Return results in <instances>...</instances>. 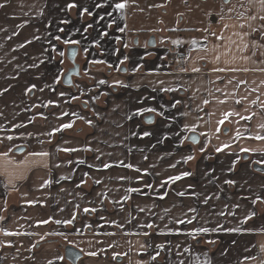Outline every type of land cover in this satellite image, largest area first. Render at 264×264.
Listing matches in <instances>:
<instances>
[{
  "label": "crops",
  "instance_id": "crops-1",
  "mask_svg": "<svg viewBox=\"0 0 264 264\" xmlns=\"http://www.w3.org/2000/svg\"><path fill=\"white\" fill-rule=\"evenodd\" d=\"M73 2L78 7L68 9ZM118 2L123 0H0L5 5L0 8V92L8 89L0 95V216L4 217L0 264H69L66 258L59 259L65 257L64 244L83 250L79 264H174L178 259L188 264L197 256V264H264V173L254 170L255 165L264 167V139L255 138L264 136V34L251 31L264 26V21L250 19L264 16V6L260 0H127L125 9L117 10ZM96 3L103 7L96 8ZM83 7L93 15L81 17ZM112 21V27H107ZM89 24L92 27L85 32ZM119 27L125 31H118ZM56 35L80 44L65 45L54 39ZM152 38L154 46L149 45ZM179 45L188 56L184 62L172 60ZM70 47L78 48L81 76L67 87L63 78L70 65ZM59 51L65 52L63 58ZM124 57L128 59L121 63ZM94 60L105 63H91ZM33 64L39 66L30 67ZM138 65L142 67L134 71ZM220 68L225 71H214ZM60 72V83H54ZM99 80L107 83L99 84ZM116 80L128 87L113 86ZM239 81L245 83L237 86ZM32 84L36 88L26 93ZM160 87L176 91L159 92ZM237 99L242 102L237 104ZM174 100L181 101L175 109L170 107ZM161 105L167 108L165 115L175 120L152 113L127 119L139 108ZM229 112L240 115L228 116L219 125ZM249 115L250 120L240 118ZM149 118L154 123H147ZM65 123L73 126L55 131ZM168 123L170 127L165 126ZM184 125L195 131L177 136ZM133 131L153 135L141 139ZM158 139L163 142L157 143ZM217 148L223 150L217 152ZM41 152L48 155H34ZM188 155L194 159L185 163ZM121 160L149 174L118 166ZM104 163L113 166L104 169ZM172 164L176 167H169ZM185 171L192 175L160 187L169 176ZM121 176L130 179L120 180ZM227 179L236 183L225 184ZM148 183L152 189L144 187ZM133 187L141 191H126ZM184 190L197 195H176ZM164 192L167 197L159 199ZM125 195L130 199L123 200ZM205 195L213 197L207 205L201 202ZM237 204L239 208L234 207ZM85 207L97 211L84 213ZM189 207L198 210L197 219L192 224L176 223L194 215ZM220 211L225 215H217ZM73 214L72 225L55 223ZM101 216L116 223H106ZM49 219L48 224L38 223ZM148 223L155 227L147 228ZM217 225L223 229L198 234L195 240L175 234ZM109 232L115 235L104 234ZM209 240L215 243L205 242ZM167 241L173 246L181 243L180 251L183 247L192 251L177 257L175 248L171 256L165 248L157 261H151L155 246ZM9 242L12 246H7ZM90 251L99 254L92 257L87 255ZM116 253L121 255L113 260Z\"/></svg>",
  "mask_w": 264,
  "mask_h": 264
},
{
  "label": "snow or ice",
  "instance_id": "snow-or-ice-1",
  "mask_svg": "<svg viewBox=\"0 0 264 264\" xmlns=\"http://www.w3.org/2000/svg\"><path fill=\"white\" fill-rule=\"evenodd\" d=\"M250 2H252V0H250ZM260 4H261L262 6H264V0H260ZM4 6H5L4 4H0V8H3ZM126 6H127V0H123V2L115 3V8H116L117 10H123V9H125ZM77 7H78V5H77L76 3H74V2H73V3H69V4L67 5V8H68V9H73V8H77ZM95 7H96V8H101V7H103V5L100 4V3H96V4H95ZM40 14L42 15V12H41ZM85 14H87V15H89V16L93 15V13L89 10V8H87V7H83L82 10H81V12H80V16L83 17V15H85ZM107 15H108V16H111L112 13H111V12H108ZM257 18H259L260 20L264 21V16H259V17L253 16V17H250V19H252V20H255V19H257ZM104 19H105V17H104L103 15H101V16L99 17V20H101V21L104 20ZM62 23H70V21H62ZM113 23H115V21H112L111 23H109V24L107 25V27L111 28ZM91 27H92V25L89 24V25L84 29V31L87 32V30H88L89 28H91ZM240 27L243 28L244 25L241 24ZM250 27H251V26H250ZM59 31H60V32H63L64 29H63V28H60ZM118 31H120V32H124V31H125V28H124V27H119V28H118ZM251 31H253V32H258V31H259V32H261L262 34H264V26L259 27V28H257V27H251ZM49 35H51V34H49ZM101 35H103V36H107L108 33H107V32H103V33H101ZM213 35H215V33H213ZM219 38H222V37H218V39H219ZM34 39L38 40V39H40V37H39V36H36V37H34ZM54 39H55L56 41H60V42H62V43L65 44V45H78V44H80V41H79V40H70V39H63V40H62L61 36H59V35H56V36L54 37ZM241 39H243V37H241ZM27 43H28V44H31V43H32V40H28ZM49 43L51 44V41H49ZM173 43H179V41H173ZM24 46H25V45H23V44L20 45V47H24ZM247 46H248L247 44L244 45L245 48H246ZM125 47H127V45H125ZM254 47H259V45H254ZM45 51H47V49H45ZM52 51H56V48H55L54 45L52 46ZM84 51L87 52L88 49L85 48ZM58 55H59L61 58H63V57L65 56V52H64V51H59V52H58ZM71 55L74 57V56L76 55V53L73 51V52L71 53ZM127 59H128L127 57H124V60H122L121 63H124V61H126ZM41 63H44V61H41ZM63 63H64V60L61 59V60H60V64L62 65ZM91 63H94V64H95V63H105V62H104L103 60H94V61H91ZM38 66H39V65H36V64L30 65V67H38ZM109 67H111V65H109ZM141 67H142V65H138L137 68L134 69V71H138ZM117 70H119V69H117ZM232 70L235 71V70H237V69H232ZM245 70H247V69H245ZM261 70L264 71V69H261ZM125 71H127V70L125 69ZM193 71H199V69L194 68ZM214 71H225V69H223V68H220V69H214ZM150 74H151V73H150ZM61 75H63V72L58 73L57 76L54 77V83H57V84L60 83V77H61ZM98 83H99V84H105V83H107V81H105V80H99ZM229 83H231V81H229ZM243 83H245V82H244V81H239L237 86H239V84H243ZM159 84H160V85H163V84H164V81H163V80L159 81ZM113 86L128 87V85L123 84V82H122V81H119V80L114 81V82H113ZM46 87L51 88L52 86H51V85H46ZM35 88H36V85H35V84L30 85V86L26 89V93H30V92H32L33 89H35ZM43 90H44L43 88L40 89V91H43ZM52 90L54 91L55 89L53 88ZM6 91H8V89H4V90H3V92H6ZM152 91H153V92H156V91H157V88L153 87V88H152ZM158 91H159V92H165V93H167V92H173V91H176V89H174V88H172V87H160V88L158 89ZM217 91H219V89H217ZM252 91H256V89H252ZM3 92H0V95H3ZM59 95L63 97V96L65 95V93H64V92H60ZM72 99H78V97H72ZM144 99H148V97L142 98V99L139 101V103L142 104ZM151 99H152V100H155L156 97L153 96V97H151ZM242 99H247V97H243ZM220 102H221V103H224V101H220ZM235 102H236L237 104H240V103L242 102V100H241V99H237ZM49 103H53V102H52V101H49ZM180 103H181L180 100H174V101L171 103L170 107L173 108V109H175V108H177V106H178ZM204 103L207 104L208 101H204ZM252 103H256V101H252ZM44 106L47 107V105H44ZM166 111H167V108H166L164 105H161L159 109H157V108H155V107L139 108V109H137L132 115H129V116L127 117V119L131 120V119L133 118V116H140V115H143L144 113H152V114H155V115H157V116H160L161 118L165 119L166 121H168V120H175V117H171V118H170V117L166 116V115H165ZM233 114H235V115H240L239 113H232V112L226 113V114H225V119H222V120H220V121L218 122L219 125H223V124L225 123V120L227 119V117H228V116H231V115H233ZM0 115H2V113H0ZM62 115H69V113H63ZM71 115L75 116L76 113H71ZM182 115H183V114H182ZM240 118H241L242 120H250V119L252 118V116H251V115H249V116H241ZM45 119H46V117H45ZM146 122L151 124V123H154V120H152L151 118H149ZM87 123H88L89 125H92L93 122H92L91 120H88ZM23 126H24V125H16V127H23ZM72 126H73L72 123H65V124H63L60 128H56L55 131L59 132V131H61L62 129H68V128H71ZM165 126H166V127H170L171 124L168 123V124H166ZM137 127H139V126H137ZM261 127H264V125H261ZM185 130H190V131H193V132H194V131H195V127L189 128L188 125H184V126L181 128V130L178 131V132L176 133V135H177V136H180L181 132H182V131H185ZM219 131H220V128L218 127V128H217V132H219ZM131 134H132L133 136H139V138L143 139V138H146V137H151V136L153 135V132H151V131H143V132H136V131H133ZM49 135H51V133H49ZM236 135H237V137L240 136V132H239V130H237ZM167 138H168L167 136L164 137V139H167ZM255 138H256V139H264V136H259V135H258V136L255 137ZM7 139L11 140L12 137H11V136H8ZM184 139H187V137H184ZM193 141L195 142V137H193ZM162 142H163V140H160V139L157 140V143H162ZM153 147H155V145H153ZM224 147H225V148H226V147H229V145H224ZM63 150H64V151H70V150H71V151H75L76 149H63ZM222 150H223L222 148H217V149H216L217 152H220V151H222ZM201 151H204V149L202 148ZM241 151H245V152H247V151H249V150H248V149H241ZM4 155H7V153H4ZM34 155L47 156L48 153H46V152H41V153H34ZM109 155H111V153H109ZM99 158H100V157L97 156V159H99ZM147 158H148L147 156L144 157L145 160H147ZM193 159H194L193 156L188 155V156H186V157L183 158V161H184L185 163H187L188 161H191V160H193ZM81 163H82V161H81ZM177 163H179V161H178ZM234 163H235V162H234ZM112 166H113V165L110 164V163H104V164H103V168H104V169L111 168ZM118 166H123V167H125V168H134V166H133L132 164H125L123 160H121V161L118 162ZM169 167H176V165H175V164H172V165H169ZM134 170L137 171V172H141V171H142V172H143V175H148V174H149L147 169H143V170H141V169H139V168H134ZM231 170H232V169L230 168L229 171H231ZM85 175H87V174H85ZM157 175H158V173H157ZM191 175H192L191 172L185 171V172H183L181 175L169 176L166 180H164V181L160 184V187H161V188L165 187V186L169 183V181L176 182V181H179V180H181V179H183V178H185V177H189V176H191ZM65 179H67V177H65ZM119 179H120V180H125V179H130V178H128V177H124V176H121V177H119ZM136 179H137V180H140V179H142V176L137 177ZM210 182H211V181H210ZM46 183H48V182H46ZM95 183L100 184L101 181H100V180H96ZM224 183H225V184H228V185H234V184L236 183V181L231 180V179H227V180L224 181ZM80 186H81V185H77V187H80ZM144 187H145V188L152 189V188H153V185H152L151 183H148V184H145ZM192 188H193L192 185H188V189H192ZM126 191H127V192H133V193H134V192H140L141 189H139V188H134V187H133V188H128V189H126ZM143 194L146 195L147 193H143ZM186 194H188V195H192V196H196V195H197V193H195L194 191H192V192H188L187 190L179 191V192L176 193V195L181 196V197L185 196ZM98 195H99V194H98ZM167 195H168V193H167V192H164V193H162V194H159L158 198L161 199V200H163V199H165V198L167 197ZM215 198H216V199H219V196H216ZM122 199L125 200V201H127L128 199H130V197H128L127 195H125ZM211 199H213L212 196H207V195H205L204 198H203V200H202L201 202H202L203 204L207 205ZM259 199H260V198L257 197V200H259ZM261 202L264 203V201H261ZM28 203H32V202L29 201ZM116 203H117L118 205H120V201H119V200L116 201ZM252 203L255 204V203H256V200H253ZM76 207H79V205H77ZM225 207H228V206L226 205ZM234 207L239 208L240 205L237 204V205H235ZM120 210H121V211L123 210V206H122V205L120 206ZM144 210H145L144 208H139V211H141V212H143ZM96 211H97V209H96L95 207H92V208L85 207V208L83 209V212H84V213H94V212H96ZM164 211L167 213L169 210H168V209H165ZM188 212L193 213L194 215L191 216V217H189V218H187L186 220H185V219H177V220H175V222L178 223V224H181V225H182V224H185V223H187V224H192L193 221L197 219L199 213H198V210H197L195 207H189V208H188ZM228 214H229V215H235V213H232V212H230V213H228ZM183 215L187 216V213H184ZM217 215H219V216H224L225 213H224L223 211H220V212L217 213ZM254 215H255L254 212L251 213L249 216H247V217L245 218V220H247V219H251V217L254 216ZM3 219H4V217L0 216V220H3ZM50 219H51V218H50ZM50 219H49V220H42V221H39L38 223H39V224H48V223L50 222ZM161 219H163V217H161ZM75 220H76V215L73 214V215L71 216L70 219H66V220H64V221H61V220H55V223H56V224H61V223H63V224H65V225H72L73 222H74ZM100 220L105 221L106 223H112V224H115V223H116V221H108V220L106 219V217H104V216H101V217H100ZM206 223H207V221H206ZM117 226H119V225H117ZM87 227L91 228L92 225L89 224V225H87ZM101 227H103V225H101ZM146 227H147V228H153V227H155V225H154L153 223H148V224L146 225ZM217 229H223V225H217L216 228H212V229H210V228H208V227H199V228H196V229H192V230L188 231L187 233H181L179 230H176V233H175V234H177V235H179V234L188 235V236H191V237L193 238V240H195V239L197 238V235H198V234H206V233H208L210 230H211V231H216ZM224 230H225V231H229V229H224ZM77 231H79V230H77ZM230 231H239V229H230ZM5 234H6V235H18L19 233L6 232ZM104 234H105V235H115V233H110V232H109V233H104ZM158 234L163 235V234H165V233L160 232V233H158ZM143 235L148 236V235H150V234L147 233V232H145V233H143ZM205 242H206V243H209V244L215 243V241H211V240H209V241H205ZM7 246H12V245H11V243L9 242V244H8ZM109 247H112V245H109ZM141 247H142V248H144V247H152V245H147V246H145V245H141ZM165 248H167V250H168V255H169V256H171V254H172V250H173V248H175V249L177 250V251H176V256H177V257H182V256L184 255V253H187V252L192 251V249L189 248V247H183L182 251H180V249L182 248V244H181V243H177L176 245L173 246L172 243H171V241H167L166 243L157 244V245L155 246V249H159V250H155V249H154V255H151V256H150V260H151V261H157V259L161 256V252H162L163 250H165ZM81 251H83V250H81ZM102 251H103V249L101 250V252H102ZM98 254H99V253L96 252V251H90V252L87 253V255L92 256V257H96V256H98ZM119 255H121V254H120V253H116V254H114L113 257H112V259H113V260L117 259V257H118ZM203 255L206 256L207 253H203ZM79 258H80V257H79L78 255H73V259H74V260H78ZM59 259L63 260V259H65V257H59ZM199 259H200L199 256L195 257L194 259H190V260H188V264H197V261H199ZM49 264H51V261H49ZM174 264H185V259H178L177 261L174 262ZM205 264H211V262H210V261H205Z\"/></svg>",
  "mask_w": 264,
  "mask_h": 264
},
{
  "label": "water",
  "instance_id": "water-1",
  "mask_svg": "<svg viewBox=\"0 0 264 264\" xmlns=\"http://www.w3.org/2000/svg\"><path fill=\"white\" fill-rule=\"evenodd\" d=\"M149 45L150 46H154L155 45V39L152 38L149 42ZM75 52L76 55L73 57L71 55L72 52ZM77 54H78V48L77 47H70L68 49V58L70 60L71 63H73L74 65V69L73 70H70L65 76H64V80H63V83L65 86L67 87H71L73 82H72V79H73V76L75 75H79V65L76 64V58H77ZM254 170H256L257 172H260V173H264V167L262 166H259V165H255L254 166ZM64 253H65V258L66 260L70 263V264H78L79 261L83 258L84 254L82 251H80L79 249L75 248L74 246H66L65 247V250H64ZM73 255H78L80 258L78 260H74L73 259Z\"/></svg>",
  "mask_w": 264,
  "mask_h": 264
},
{
  "label": "built area",
  "instance_id": "built-area-1",
  "mask_svg": "<svg viewBox=\"0 0 264 264\" xmlns=\"http://www.w3.org/2000/svg\"><path fill=\"white\" fill-rule=\"evenodd\" d=\"M174 56L172 57V60L175 62H184L187 60L188 56L183 50V47L181 45L177 46L174 50Z\"/></svg>",
  "mask_w": 264,
  "mask_h": 264
},
{
  "label": "flooded vegetation",
  "instance_id": "flooded-vegetation-1",
  "mask_svg": "<svg viewBox=\"0 0 264 264\" xmlns=\"http://www.w3.org/2000/svg\"><path fill=\"white\" fill-rule=\"evenodd\" d=\"M67 58H68V57H67ZM68 61H69L70 65H69V67H68V70H67L66 74H67L70 70H73V69H74V65H73V63L70 62L69 58H68ZM76 64L79 65V75H78V76H77V75L73 76V79H72L73 84H72V86L74 85V79L77 78V77H80V76H81V68H80L81 66H80L79 62L77 61V58H76ZM66 74H65V75H66ZM65 75H64V76H65ZM63 80H64V78H63ZM72 86H71V87H72ZM66 246H70V245H69V244H64V245H63V249H64V250H65V247H66ZM71 246H72V245H71ZM64 255H65V253H64ZM83 257H84V256H83ZM81 260H82V259H81ZM68 263H69V262H68ZM69 264H70V263H69ZM78 264H79V263H78Z\"/></svg>",
  "mask_w": 264,
  "mask_h": 264
}]
</instances>
